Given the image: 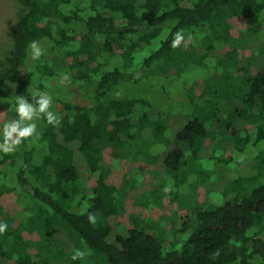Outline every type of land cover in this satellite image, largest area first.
Returning <instances> with one entry per match:
<instances>
[{"label": "trees", "instance_id": "obj_1", "mask_svg": "<svg viewBox=\"0 0 264 264\" xmlns=\"http://www.w3.org/2000/svg\"><path fill=\"white\" fill-rule=\"evenodd\" d=\"M20 1L26 9L14 25V50L0 63V124L17 118L15 97L31 100L29 89L50 94L61 123L36 121V136L12 154L0 152V198L15 193L19 205L30 200L49 241L53 230L69 234L72 255L87 246L109 264H264V149L251 159L235 157L236 151L264 143V57L248 55L242 69L247 89L228 116L213 107L212 98L204 100L203 115L194 109L172 115L144 98L115 96L119 86L158 68L174 50L175 56L183 54L178 68L193 64V56L204 68L201 59H214L221 68L212 93L235 101L221 87V71H231L238 48L220 35L191 40L229 23L235 40L254 26L264 42V0ZM181 30L182 43H189L176 51L171 43ZM34 40L43 49L35 61L29 48ZM64 73L70 81L62 85ZM186 95L197 109L193 94ZM216 134H225L235 152L218 149L223 138ZM127 143L162 147L161 179L178 205L176 229L128 216L125 200L132 209L151 200L145 193L151 182L146 178L131 188L136 174L124 175L125 180L119 175L128 168L123 165ZM192 164L200 166L197 180L182 176ZM194 189L206 191V199L198 192L194 196ZM123 190L128 194L122 199ZM11 206L0 204V222L7 224L0 264H36L15 250L21 241L17 216L24 208Z\"/></svg>", "mask_w": 264, "mask_h": 264}, {"label": "rangeland", "instance_id": "obj_2", "mask_svg": "<svg viewBox=\"0 0 264 264\" xmlns=\"http://www.w3.org/2000/svg\"><path fill=\"white\" fill-rule=\"evenodd\" d=\"M73 3L82 4L83 0H73ZM25 9L26 7L20 0H0V63H2L5 57L14 50V25L20 15L25 12ZM204 33L200 36H194L191 40L193 44L198 42L200 38L201 40H207L208 36L215 38L220 35L227 45L236 46L238 48L239 60L234 61V66L231 71L227 69L221 71V76H224L222 81L223 85H221V87L227 89L228 95L235 101H223L222 98L213 95L212 87L216 85L217 82L215 72L221 68V65L217 64L214 59H201L203 63L208 65V67L204 68L203 65H200V58H198V56H193V64L190 63L186 68H178L177 57H183V54L175 56L176 53L174 50L166 55L158 68H154L153 71L142 73L143 75L137 78V81H129L124 84V86H119L115 91V96L118 98L129 96L144 98L157 107H160L161 110H167L172 115L184 114V112L193 111V109L196 110L197 115H203L202 111L206 107V99L209 101L212 98L213 101L211 104L213 107L220 108L224 116H228L232 108V110H234V108H239V98L242 97L247 89L242 69L243 66L248 65V55H252L253 59L256 60H258L260 56L264 57V42L260 41L262 35L256 27L247 26L246 36L235 40L229 23H224L218 29L206 28ZM185 34H187V32ZM185 43L189 42L186 41ZM185 43H182V45L185 46ZM250 44L255 45L252 46ZM248 46L253 50L252 52L249 48H246ZM254 47H256L255 51ZM222 54L223 52L218 53L219 56H222ZM185 57L188 58L187 53H185ZM256 60L255 62L258 63L259 61L257 62ZM55 65L59 66V61H56ZM182 69L184 70L182 71ZM253 71H256V69L254 68ZM45 92L48 93L47 91ZM187 92L190 95L192 93L193 97L196 99L197 109L188 105V101L186 100ZM180 110L182 111L180 112ZM249 129L251 130V127H249ZM216 136L220 139L223 138V145L219 146L220 148L218 149H223L225 153L235 152L234 144L227 141L225 134H216ZM263 144L264 143H261L256 148L249 146L243 151H236V159H251L260 155L264 149ZM96 145H98V142H96ZM162 150V147L158 145L147 146V149H144L140 144L127 143L124 156L125 163L123 165L128 168L124 167L119 175L125 180L126 178L124 175L131 172L136 174L131 188L136 187L137 184L140 185L146 178L151 182L147 191L145 190L147 186L143 189L146 194L149 193L151 200L146 199L144 202H140V207H136V209H132L134 206L130 205L128 201L125 200L127 209H130L128 216L137 214L145 220L148 218L157 223L163 222L165 227L174 230L177 227V221L180 215L177 214L178 205L176 203L172 204L169 200L168 193L170 192V188L164 185V181L161 179ZM199 167L200 166L196 164H192L191 171H184L182 176L188 175L187 178L194 177V180H197ZM140 180L141 182H139ZM194 180H191V182L194 183ZM166 188L168 189L167 191H165ZM196 192L202 195L199 197L200 199H206V191L199 189L197 191V189H194V196ZM121 194L123 199L127 196L128 192L123 190ZM16 200L17 197L15 193L14 195L6 194L0 198V204L5 207L12 205V208L18 209L20 207V210L21 207L24 208L22 214L17 216L19 219H22L21 222H18L16 225L18 226L20 224L18 229L21 231V241L19 245H15V250L19 253L30 255L36 264H72L73 245L70 247L69 234L59 231L60 229L58 231L53 230L54 238L52 241H49L45 221L36 213V210L32 208L30 200H26L20 205ZM151 203L152 205L146 208L148 204ZM33 215H35V219L33 221H28V218ZM0 240V244L4 243L3 233H0ZM59 243L64 244V247L62 246L61 248L63 253L59 250ZM81 251L88 253L85 258L81 260V264H109L104 255L94 253L87 246H83Z\"/></svg>", "mask_w": 264, "mask_h": 264}, {"label": "clouds", "instance_id": "obj_3", "mask_svg": "<svg viewBox=\"0 0 264 264\" xmlns=\"http://www.w3.org/2000/svg\"><path fill=\"white\" fill-rule=\"evenodd\" d=\"M191 39V37H189ZM185 41L183 31H178L174 34L171 47L178 48ZM31 50V58L39 60L43 55V49L39 46L38 41L29 43ZM65 81H70V75L62 74L60 83L63 85ZM31 100L24 95L15 97V113L17 118L5 121L0 124V152L4 154L14 153L24 141L30 140L37 135L38 125L36 121L46 120L49 125L59 126L61 118L54 113L52 108V97L39 90L29 89ZM168 189L166 188L165 191ZM89 222L95 223L96 217L94 214H89ZM7 224L0 222V233L5 232ZM88 253L76 250L72 255V260H83Z\"/></svg>", "mask_w": 264, "mask_h": 264}]
</instances>
